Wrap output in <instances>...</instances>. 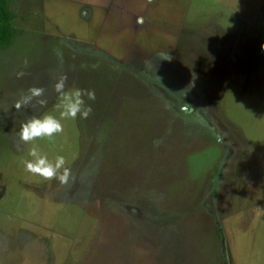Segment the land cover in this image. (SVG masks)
I'll use <instances>...</instances> for the list:
<instances>
[{"label":"rangeland","instance_id":"1","mask_svg":"<svg viewBox=\"0 0 264 264\" xmlns=\"http://www.w3.org/2000/svg\"><path fill=\"white\" fill-rule=\"evenodd\" d=\"M12 7L20 34L0 51V264H264V0ZM61 74L96 94L87 119L33 142L66 158L68 184L27 172L32 143L18 135L33 116L59 115ZM33 86L48 104L17 111Z\"/></svg>","mask_w":264,"mask_h":264},{"label":"clouds","instance_id":"2","mask_svg":"<svg viewBox=\"0 0 264 264\" xmlns=\"http://www.w3.org/2000/svg\"><path fill=\"white\" fill-rule=\"evenodd\" d=\"M136 23L142 25L144 23L143 17H138ZM168 59L170 60L171 57L169 56ZM24 66H28L27 60L24 61ZM16 75L17 78H21L25 73L20 71ZM53 90L58 95L56 110L59 115L44 114L40 117L33 116L21 124L18 135L22 144L32 143V147L29 150V156L32 159L23 162L27 172L42 177L46 181L58 180L61 184H68L73 177L71 167L68 166L66 158L63 155H57L54 161L49 160L47 155L41 153L39 145L33 142L45 138L51 140L57 134L62 133L64 131L62 121L64 120H75L78 117L87 119L92 113L91 104L87 101H95L96 94L94 90L68 88V77L64 74L57 77L53 84ZM45 92L46 89L43 87L33 86L29 88L15 102L14 108L19 111L22 108L33 105V101L41 107L46 106L48 99Z\"/></svg>","mask_w":264,"mask_h":264},{"label":"trees","instance_id":"3","mask_svg":"<svg viewBox=\"0 0 264 264\" xmlns=\"http://www.w3.org/2000/svg\"><path fill=\"white\" fill-rule=\"evenodd\" d=\"M13 0H0V51L9 49L20 34L15 23L19 13L12 7ZM218 235L222 237L218 231Z\"/></svg>","mask_w":264,"mask_h":264}]
</instances>
